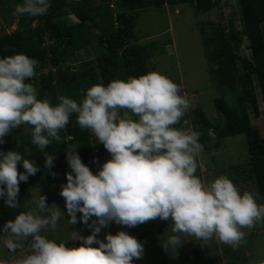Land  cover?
Listing matches in <instances>:
<instances>
[{"label": "clouds", "instance_id": "obj_1", "mask_svg": "<svg viewBox=\"0 0 264 264\" xmlns=\"http://www.w3.org/2000/svg\"><path fill=\"white\" fill-rule=\"evenodd\" d=\"M50 8L51 0H23L16 13L39 17ZM37 66L35 59L23 53L0 57V144L13 129L28 125L31 142L43 151L53 141H61L60 131L76 114L81 130H89L111 159L93 174L78 155V145L66 151L71 172L66 173L67 183L59 194L68 222H83L92 234L84 237L74 231L73 240L82 241L76 248L42 235L44 230H57L62 211L39 195L32 201L34 208L0 228L2 244L9 252L21 249L31 238L29 254L15 264H133L144 253L135 237L119 231L107 234L106 243L97 238L113 222L133 228L157 218L171 220L174 234L162 244L165 250L180 247L182 237L188 236L205 242L216 237L235 249L244 240L242 229L264 224V204L257 202L258 193H241L227 175L207 183L196 175L204 150L201 133L175 127L190 103L170 78L153 71L106 86L94 84L80 102L59 96L53 105L50 99L38 98L36 88L26 83L36 76ZM208 135L215 141L213 129ZM0 157V199L9 208L19 207L20 182H27L39 168L16 151L0 152ZM44 157L45 166L51 168L55 155ZM21 162L24 173L18 171ZM92 217L96 219L89 224ZM0 264L8 261L0 259Z\"/></svg>", "mask_w": 264, "mask_h": 264}, {"label": "trees", "instance_id": "obj_2", "mask_svg": "<svg viewBox=\"0 0 264 264\" xmlns=\"http://www.w3.org/2000/svg\"><path fill=\"white\" fill-rule=\"evenodd\" d=\"M107 1L109 0H102L101 3L90 8L84 3L70 5L67 0H51V8L47 15L28 17L17 14L23 27L0 36V57L26 54L38 62L36 73L49 66L51 70L48 73L41 74L40 78L34 77L26 83H31L37 88L38 98L50 99L53 105L58 103L59 96L80 102L86 90L94 84L103 83L106 86L113 80L126 81L129 77L138 78L147 74L149 68L145 49L137 44H129L134 37L135 13L146 8V2L152 6H164L187 1L120 0V5L125 11L118 16H114L110 11ZM198 1L197 10L208 6L207 0ZM22 2L23 0H14L15 6ZM239 6L245 24L242 34L250 41L252 58L241 60L242 35L232 24L228 33L225 29H217L212 42L213 49L208 54L210 71L217 82L226 85L232 91H236V81L241 82L236 107L231 108L224 99L216 100L215 104L220 114V119L216 123L211 122L205 111L197 107L193 113L192 124L195 131L201 133L199 142L207 149L209 143L216 142L213 146L219 147L220 142L228 137L245 135L248 165L257 184L261 204H264V136H261L258 128L252 125L249 113L251 107L257 118L261 114L255 93V81L258 82L264 103V0H239ZM73 8L78 11L77 15L71 11ZM70 12L77 19L75 24H69L63 19L68 17ZM87 21H90V24ZM34 22L38 23L37 27L33 26ZM90 33L97 37L98 43L105 50L104 55L95 61L81 64L78 70L73 71L71 66L77 54L87 50L92 44V40L88 37ZM48 40L54 43L47 48ZM239 64L245 73L237 78ZM209 129L214 130L215 141L209 137ZM30 132L31 128L23 125L13 129L5 137L6 142L0 144V152L16 151L39 168L35 175L29 176L27 182H20L17 197L19 207L9 208L5 205L4 199H0V228L7 221L14 220L19 213L31 210L27 206L30 190L42 187L46 183L55 184L66 179V173L71 172L66 160V151L72 145L79 146L76 151L91 171L97 168L92 153L93 134L89 130H81L77 124L76 114L71 115L69 124L60 131L61 141L59 143L53 141L44 152L31 142ZM100 148L105 150L102 144ZM41 153L55 155L51 168H47L45 163L39 164L40 161L35 156ZM17 167L20 173L25 172L22 162ZM239 168L242 167L238 166ZM95 219L92 217L90 220Z\"/></svg>", "mask_w": 264, "mask_h": 264}, {"label": "rangeland", "instance_id": "obj_3", "mask_svg": "<svg viewBox=\"0 0 264 264\" xmlns=\"http://www.w3.org/2000/svg\"><path fill=\"white\" fill-rule=\"evenodd\" d=\"M70 5L76 3L87 4L88 7H95L102 0H67ZM184 3L176 5L166 4L164 6H152L146 2V8L139 10L136 15V26L134 37L129 41L130 45L137 44L145 49L149 72H159L182 88L181 95H186L190 103L188 111L175 125L178 129H194L192 120L194 110L200 107L205 111L209 120L216 123L220 119L219 110L215 101L224 99L231 107H236L237 97L241 89V82L236 81V91H232L217 82L210 71L209 52L212 51L214 33L217 29H225L228 33L230 24L242 35L240 47L241 60L252 58L249 49L250 41L242 33L245 24L241 16L239 0H212L208 1L205 9L197 10L198 0H186ZM110 11L114 16L125 11L120 5V0L107 1ZM80 10L81 8L78 7ZM75 9V8H73ZM68 23L77 21L75 15L70 12ZM116 19V18H115ZM114 19V20H115ZM59 21V19H57ZM38 23L34 22V27ZM23 27L16 13L14 0H0V36L10 34ZM91 45L87 50L80 51L71 66L73 71L83 63L95 61L104 55V48L98 43L95 34H88ZM54 42L48 40L46 47H51ZM66 66V65H64ZM237 78L245 73L239 64ZM51 70L46 66L43 70H38L35 77L40 78L41 74H46ZM255 81V93L258 98L260 117H256L251 107L249 113L251 123L258 128L259 134L264 136V103L260 88ZM37 87V86H36ZM37 89V88H36ZM123 115V110L121 112ZM135 119V117H133ZM94 143L92 153L97 162V168L92 171L97 174L103 163L111 159L107 150H102L95 136L92 135ZM216 142L209 143V150L204 148L198 158L199 167L196 175L205 183L214 180L220 175H227L233 183L240 189L241 193L250 191L258 193L257 202L261 203L257 184L251 175L248 165L247 141L245 135L228 137L220 142L219 147H214ZM44 152V150L42 151ZM45 154L35 156L45 163ZM238 166L242 168L238 169ZM236 167V168H234ZM66 179L55 183H46L29 191V201L27 206L32 209L34 198L39 195L46 196L47 204L58 205L62 211V219L58 223L56 231L50 229L42 231V235L55 240L57 244L65 243L66 247L76 248L81 246L82 241L73 240L72 234L77 231L80 235L87 237L92 234V230L83 222L70 224V217L66 213L65 201L60 196L61 186L66 184ZM65 213V216L63 215ZM81 214L77 213L79 221ZM93 220H89V224ZM162 227V228H161ZM119 231H125L135 237L143 244L144 253L141 259L133 260V264H259L264 260V225L257 224L251 229L244 228V240L239 247L233 249L222 243L216 237L207 242L199 240L194 236L182 237L183 243L180 247L165 250L162 244L173 235L172 221H164L157 218L133 228L117 225L114 222L108 227L102 228L98 239L107 242V234L115 235ZM3 233L0 232V235ZM29 241L23 242V247L16 252H9L2 244L0 236V259L8 261V264H15L16 260L29 254ZM92 247H98L97 244Z\"/></svg>", "mask_w": 264, "mask_h": 264}, {"label": "water", "instance_id": "obj_4", "mask_svg": "<svg viewBox=\"0 0 264 264\" xmlns=\"http://www.w3.org/2000/svg\"><path fill=\"white\" fill-rule=\"evenodd\" d=\"M71 11H72V12H73L75 15H77V14H78V11H77V10H75V9H72ZM87 23H88V24H90V21H87Z\"/></svg>", "mask_w": 264, "mask_h": 264}, {"label": "crops", "instance_id": "obj_5", "mask_svg": "<svg viewBox=\"0 0 264 264\" xmlns=\"http://www.w3.org/2000/svg\"><path fill=\"white\" fill-rule=\"evenodd\" d=\"M66 18H68V17H66ZM63 19H65V18H63ZM76 19V18H75ZM66 20V19H65ZM77 20V19H76ZM73 24H75L77 21H75V22H73V21H71Z\"/></svg>", "mask_w": 264, "mask_h": 264}]
</instances>
